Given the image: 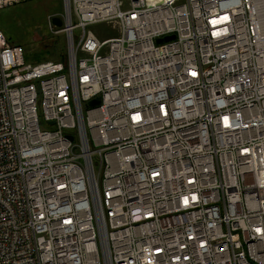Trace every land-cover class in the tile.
<instances>
[{"label":"built area","instance_id":"built-area-1","mask_svg":"<svg viewBox=\"0 0 264 264\" xmlns=\"http://www.w3.org/2000/svg\"><path fill=\"white\" fill-rule=\"evenodd\" d=\"M64 5V62L0 30V264H264V0Z\"/></svg>","mask_w":264,"mask_h":264},{"label":"rangeland","instance_id":"rangeland-1","mask_svg":"<svg viewBox=\"0 0 264 264\" xmlns=\"http://www.w3.org/2000/svg\"><path fill=\"white\" fill-rule=\"evenodd\" d=\"M65 13L64 0H16L0 11V30L14 44L24 47L28 63L66 60L68 47L65 34L52 27L54 17ZM77 18L75 23H77ZM102 41L119 36L117 22L90 28ZM80 34V30L76 31Z\"/></svg>","mask_w":264,"mask_h":264},{"label":"water","instance_id":"water-1","mask_svg":"<svg viewBox=\"0 0 264 264\" xmlns=\"http://www.w3.org/2000/svg\"><path fill=\"white\" fill-rule=\"evenodd\" d=\"M52 24L54 25V27L56 29H62L63 28V20L62 18H59V17H54L53 18V21H52ZM175 39V36H170V37H166L164 39H160L158 40V43L161 44L163 42H168V41H171V40H174ZM100 98H97L91 102L88 103V107H94V106H97L100 104Z\"/></svg>","mask_w":264,"mask_h":264},{"label":"bare ground","instance_id":"bare-ground-1","mask_svg":"<svg viewBox=\"0 0 264 264\" xmlns=\"http://www.w3.org/2000/svg\"><path fill=\"white\" fill-rule=\"evenodd\" d=\"M65 6V5H64ZM63 20V19H62ZM53 21V20H52Z\"/></svg>","mask_w":264,"mask_h":264}]
</instances>
